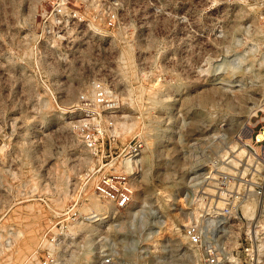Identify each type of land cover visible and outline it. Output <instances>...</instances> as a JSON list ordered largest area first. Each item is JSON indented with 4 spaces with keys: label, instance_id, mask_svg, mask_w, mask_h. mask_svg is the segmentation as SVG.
I'll return each mask as SVG.
<instances>
[{
    "label": "rangeland",
    "instance_id": "rangeland-1",
    "mask_svg": "<svg viewBox=\"0 0 264 264\" xmlns=\"http://www.w3.org/2000/svg\"><path fill=\"white\" fill-rule=\"evenodd\" d=\"M55 1L0 0V264H39L43 235L79 198L91 214L95 157L73 124L94 80L117 102L112 144L143 141L136 194L91 235L74 228L59 264H85L72 259L88 245L95 264L101 242L129 264H194L182 227L207 204L220 214V173L240 189L263 170L264 0H66L84 20L51 33L38 13ZM212 89V103L191 100ZM239 209L221 240L239 236L248 264L243 237L264 234V198Z\"/></svg>",
    "mask_w": 264,
    "mask_h": 264
},
{
    "label": "built area",
    "instance_id": "built-area-1",
    "mask_svg": "<svg viewBox=\"0 0 264 264\" xmlns=\"http://www.w3.org/2000/svg\"><path fill=\"white\" fill-rule=\"evenodd\" d=\"M38 15L44 22L49 18L47 25L51 33L53 29L55 33H58L67 20H84L82 14L68 6L66 0L55 1L49 12L44 9V12ZM114 23L115 13L109 10L105 17L106 27H112ZM78 103V108L83 115L75 120L73 126L84 149L95 157V163L86 177V182L91 184L93 194L98 200L110 204L116 210H124L131 203L134 194L137 159L143 149V141L140 137L132 135L120 144V148L112 144L118 134L108 113L116 108L117 102L102 81H92L89 92L79 95ZM256 157L263 162V170L259 178H243L242 187L233 189L230 187L229 174L220 173L214 190V197H220L223 202L220 214L217 215L213 210L215 203L207 204L197 213V220L182 227L186 244L195 255L194 264H241L238 261L241 244L238 242L239 236L235 238L236 245L233 247L222 241L221 218H227L232 224H238L243 217L239 204L244 201L255 204L264 198V154H256ZM119 162L124 164L121 166L124 168L116 169ZM92 218L94 216L81 211V207L77 206L75 201L43 235L45 245L37 256L39 264H59L64 259L62 258L64 247L66 248L67 243L74 239L71 229L76 221L87 222ZM243 241L246 244L242 248V251L247 254L246 262L264 264V234L257 240L255 236L251 237L248 230ZM125 250H128L126 246ZM96 257L95 264H129L120 257L118 250L113 246H98Z\"/></svg>",
    "mask_w": 264,
    "mask_h": 264
},
{
    "label": "bare ground",
    "instance_id": "bare-ground-1",
    "mask_svg": "<svg viewBox=\"0 0 264 264\" xmlns=\"http://www.w3.org/2000/svg\"><path fill=\"white\" fill-rule=\"evenodd\" d=\"M214 93L216 94V90L212 89V90H208L206 91L205 93H203L202 95L198 96L197 99L196 98H193L191 100H195L198 104L200 105H203V104H207V103H212L215 99L214 97ZM230 102H227V104H229ZM151 127V126H150ZM150 141V140H149ZM154 142V141H152ZM151 143V142H150ZM144 149V148H143ZM142 149V150H143ZM152 150V148L150 149V151ZM140 157H138L137 160H139ZM125 162V161H124ZM146 163V162H145ZM124 166V164H122L121 162H119L118 166L116 167V169L120 168V166ZM121 168H124V167H121ZM139 175V174H138ZM138 178V176H137ZM136 193L133 194V197H132V201L131 203L128 205V206H131L133 204V200H134V196H135ZM81 200V205H82V198H79ZM92 205L91 206V216H94V218H92L91 220H88L85 224L83 225L82 223H85L84 221H80L79 223H77L78 221H76V223L74 224L73 228L71 229V232L74 230V228H76L77 231H82V233L84 232V234L88 233L87 236L91 235L92 232L94 231L95 227L99 224L102 223L103 221V218L101 216V214H99L100 212H109L111 211V209L113 208L110 204H107L105 202H99L98 200H96L94 197L92 198ZM220 204V203H219ZM80 205V207H81ZM221 207V206H219ZM90 222V223H89ZM89 223V224H88ZM77 225V226H76ZM85 236V235H84ZM87 239V238H86ZM105 239V238H104ZM88 242V239L86 240ZM98 242H100V240H98ZM87 244V243H86ZM102 244V247H103V243L101 242ZM45 245V241H44V237L42 238V241H41V246H40V249L42 247H44ZM101 247V246H100ZM81 250V249H80ZM82 252V251H81ZM21 253V252H20ZM92 249L90 248V246L88 245L87 247H85V249L83 250V253H78V255H76V257H73V261H81L85 264H92L93 262V257H92ZM20 255V254H19ZM24 256V255H23ZM18 257V255H17ZM21 258V256H20ZM38 261V259H37ZM125 261V260H124ZM39 263V262H38Z\"/></svg>",
    "mask_w": 264,
    "mask_h": 264
}]
</instances>
